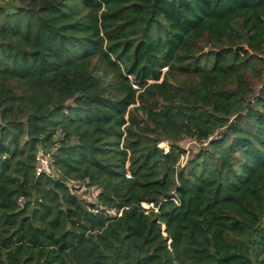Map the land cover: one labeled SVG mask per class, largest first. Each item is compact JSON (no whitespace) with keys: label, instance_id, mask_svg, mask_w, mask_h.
I'll return each instance as SVG.
<instances>
[{"label":"trees","instance_id":"1","mask_svg":"<svg viewBox=\"0 0 264 264\" xmlns=\"http://www.w3.org/2000/svg\"><path fill=\"white\" fill-rule=\"evenodd\" d=\"M0 264H264V0H0Z\"/></svg>","mask_w":264,"mask_h":264},{"label":"built area","instance_id":"2","mask_svg":"<svg viewBox=\"0 0 264 264\" xmlns=\"http://www.w3.org/2000/svg\"><path fill=\"white\" fill-rule=\"evenodd\" d=\"M57 151V147H53L50 151H45L42 148H38L36 155H35V166L34 171L36 176L46 175L50 178H56V174L52 168L53 156ZM70 185L73 183L69 182ZM77 188L80 186L82 191H84L85 195L88 194L92 199H88L91 202H96L97 200V190L91 187H88L86 183H76L73 184ZM109 214V212H108Z\"/></svg>","mask_w":264,"mask_h":264},{"label":"rangeland","instance_id":"3","mask_svg":"<svg viewBox=\"0 0 264 264\" xmlns=\"http://www.w3.org/2000/svg\"><path fill=\"white\" fill-rule=\"evenodd\" d=\"M167 71V69L163 70V74ZM179 146L185 150V154L181 157L179 163V167H183L186 165L187 161L191 159L192 156H194L199 150L203 149V146L196 143L193 139H184L182 142L179 143ZM160 149H162L165 153H168V144L166 142H162L158 145ZM75 195H78L79 197H83L85 199H92L90 195L84 193L80 186H77ZM90 201V200H89ZM145 209H149L151 206L143 205ZM110 215H115L114 211L109 212ZM162 227V231H163Z\"/></svg>","mask_w":264,"mask_h":264}]
</instances>
